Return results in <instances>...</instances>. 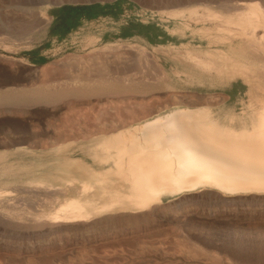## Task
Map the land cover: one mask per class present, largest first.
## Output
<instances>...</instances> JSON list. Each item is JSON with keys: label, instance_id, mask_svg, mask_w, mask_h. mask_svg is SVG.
<instances>
[{"label": "rangeland", "instance_id": "obj_1", "mask_svg": "<svg viewBox=\"0 0 264 264\" xmlns=\"http://www.w3.org/2000/svg\"><path fill=\"white\" fill-rule=\"evenodd\" d=\"M52 1L0 0V203L3 201L0 204V264H264V190L226 192L210 186L209 190L207 186V189L200 186V189H189L191 192L184 190L182 194H161L155 205L147 208L148 214L145 210L115 211L107 215L94 214L81 222L65 221L58 226L47 223L45 219L58 212L72 195H80L69 187L66 188L67 180L77 178L76 181L80 183L82 180L98 179L99 176L106 175L115 180L116 152L111 149L108 153L105 147L109 139L113 141L118 138L116 135L126 132L127 129L136 132L133 129L135 125L180 109H185L191 115L202 119L220 117L229 120L236 115V118L250 123L256 110L252 111V108L248 107H254L258 101V109L262 110L260 101L263 100L261 89L247 86L243 76L229 79L226 83H220L213 78L215 71L208 66L211 61L208 56H217L219 53L216 51L219 52L220 49L228 50L230 54L235 52L224 47L222 43H210L209 31L203 30L210 28L213 22L198 21L197 18L204 11L201 9L202 5L197 6L198 3L190 6L197 10L198 14L195 12L190 17L188 12L186 16L177 19L168 17L167 9H164L163 16L160 14L161 9L155 5L161 4L160 1L163 0ZM222 1L214 0L212 7L226 15L224 10L217 7ZM67 6L85 9L81 14H75L65 10ZM39 10L45 12L52 20L44 31L38 33L35 31L36 16L32 14L33 19L31 13H37ZM206 36L207 38H204ZM165 48H170L171 52ZM138 49L141 51L138 52ZM136 50L138 54L135 53ZM206 53L210 55L207 56ZM199 54L202 57L198 56ZM146 57L150 58L151 63L145 60ZM185 60L191 61V64ZM159 64L163 65L165 76L160 73ZM158 75L166 77L165 80L159 79L161 76ZM135 77L137 83L134 82ZM114 78L116 79L113 80ZM117 81H120L119 84ZM93 83L102 86L96 87ZM79 88H82L81 91ZM39 89L41 91L37 92ZM31 91L32 93H29ZM211 93L212 95H208ZM194 94L197 97L194 98ZM254 95L257 97L254 98ZM196 98H204L203 103V99ZM210 98L214 103L209 101ZM218 100L220 103H217ZM242 100L244 104L240 103ZM116 124H119V127ZM58 134H62V139ZM32 141L38 145L31 143ZM57 141L62 142L57 144ZM83 161H86L85 165ZM103 164H106L104 168ZM77 165L83 167H76ZM5 180H8L7 184ZM41 180H49L52 188L40 183ZM76 184L77 182L72 187L76 188ZM37 186H41V190ZM9 190H13V193ZM6 191L9 194H6ZM40 191L42 193H39ZM237 194L241 198H237ZM229 198L237 199L231 201ZM22 199L26 204L19 201ZM5 201L13 202L10 204ZM169 203L174 204L171 206ZM8 206L12 211L8 210ZM119 212H127V215ZM148 217L154 221L148 220ZM41 219H44L43 222ZM79 224L81 228L77 226ZM18 225L19 228L22 227L21 230H25L21 232L23 236ZM96 226L101 227L98 229ZM28 227L35 228L29 232Z\"/></svg>", "mask_w": 264, "mask_h": 264}, {"label": "bare ground", "instance_id": "obj_2", "mask_svg": "<svg viewBox=\"0 0 264 264\" xmlns=\"http://www.w3.org/2000/svg\"><path fill=\"white\" fill-rule=\"evenodd\" d=\"M53 0L52 2H54ZM60 1V0H59ZM57 1V2H59ZM61 1H73V0H61ZM160 1V0H159ZM158 1V2H159ZM214 0H165L160 1L161 4L155 5L160 8V14L163 16L165 10L169 11V16L183 17L189 12L190 17L193 16L197 10H193L194 4L197 6L202 5L204 10L202 15L199 16L198 21L207 20L213 22L210 28H206L203 31L208 32V40L210 43H222L224 47L233 49L235 53H228L227 51H216L219 53L217 56L212 54L210 59L209 68L215 71L213 75L220 83H226L229 79L243 76L245 83L250 88H260L263 100H261L262 110L258 109L257 105L248 108L254 113L252 115L253 121L250 123L243 121L242 119L234 118L221 119L220 117L209 119H202L198 116H193L186 112L185 109H180L176 112L167 114L165 116L157 117L151 121H147L141 125H135L134 130L140 133L133 132L132 129H127L126 132L118 134L117 139L107 141L105 149L108 151L113 149L116 152L115 163L117 165L116 178L109 179L108 175L105 177L99 176L98 179L82 180L80 183L77 178L68 181L67 187L80 195H72L60 208L58 212L45 219L48 224H61V222L80 221L89 218L94 214H109L115 211H134L145 210L147 214L151 206L156 203L157 199H160V195L163 193H181L184 190L197 189L200 186H210L221 190L227 191H241V190H264V0H223L217 4L221 10H224L226 15H222L217 10L213 9ZM56 2V1H55ZM147 2V1H146ZM156 3V2H155ZM154 3V4H155ZM31 4H47L44 2H31ZM151 5V4H150ZM148 6V5H147ZM151 7V6H150ZM154 7V6H153ZM153 7H151L153 9ZM215 7V6H214ZM155 8V7H154ZM194 8V7H193ZM197 8V7H196ZM199 8V7H198ZM197 8V9H198ZM165 9V10H164ZM171 9V10H169ZM200 9V8H199ZM201 10V11H202ZM166 11V12H168ZM222 11V13H224ZM30 13V12H29ZM197 13V12H196ZM36 16V20L34 16ZM198 14V13H197ZM30 15V14H29ZM32 18L35 21L37 32L44 31L52 18L41 10L37 13H31ZM188 17V16H187ZM198 17V16H197ZM174 18V19H175ZM178 19V18H177ZM184 19V18H183ZM193 19V18H192ZM191 19V20H192ZM196 19V17L194 18ZM193 19V20H194ZM189 19V21H191ZM198 21L197 24H198ZM177 22V21H176ZM185 22V21H184ZM188 22V21H187ZM195 22V23H196ZM185 25V24H184ZM195 25V24H194ZM190 26V25H189ZM164 27V26H163ZM193 27V26H192ZM35 28V27H34ZM200 29V28H199ZM204 29V28H203ZM208 30V31H207ZM170 31V30H169ZM198 31V30H197ZM200 31V30H199ZM187 32V31H186ZM202 32V30H201ZM43 34V32H42ZM205 34V33H204ZM42 36V35H41ZM173 38V37H172ZM204 38H207L204 37ZM178 41V40H177ZM206 42V41H205ZM207 43V42H206ZM118 47V46H117ZM186 47V46H185ZM109 48V47H108ZM111 48V47H110ZM222 48V47H221ZM116 49V47H115ZM170 49V48H169ZM165 48L166 51H170ZM217 50V49H215ZM225 50V48H224ZM141 51V50H140ZM138 49V52H140ZM180 51V50H179ZM193 52V50H191ZM190 51V52H191ZM137 50L135 53H137ZM144 52V51H142ZM149 52V51H148ZM164 52V50H163ZM174 52V51H172ZM191 52V53H192ZM195 52V51H194ZM199 52V51H198ZM197 52V53H198ZM206 52V51H205ZM112 53V52H111ZM183 53V52H181ZM196 53V52H195ZM202 53V52H200ZM114 54V52H113ZM119 54V53H118ZM133 54V52H132ZM143 54V53H141ZM146 54V53H145ZM176 54V53H175ZM190 53H188L189 55ZM112 55V54H110ZM124 55V54H123ZM150 55V53H149ZM168 55V54H167ZM194 55V54H193ZM192 55V56H193ZM204 55V53H202ZM138 56V55H137ZM170 56H172L170 54ZM184 56V55H183ZM187 54L185 55V57ZM196 56V55H195ZM194 56V57H195ZM198 56H201L200 54ZM197 56V57H198ZM136 57V56H135ZM140 57V56H139ZM142 57V56H141ZM173 57V56H172ZM178 57V56H177ZM202 57V56H201ZM110 58V57H109ZM122 58V57H121ZM179 58V57H178ZM182 58V57H180ZM206 58V57H205ZM177 59V58H176ZM191 59V58H189ZM194 59V58H193ZM192 59V60H193ZM120 60V59H119ZM124 60V59H123ZM133 60V59H132ZM148 63L150 58L145 59ZM178 60V59H177ZM183 60V58H182ZM166 61V60H165ZM164 61V62H165ZM187 61V60H185ZM206 61V60H205ZM144 62V61H143ZM142 62V63H143ZM156 62V61H155ZM171 62V61H170ZM184 62V61H183ZM191 62V61H187ZM202 62V61H201ZM153 63V62H152ZM157 63V62H156ZM167 63V62H166ZM175 63V62H174ZM182 63V62H179ZM186 63V62H185ZM194 63V62H193ZM204 63V62H203ZM163 64V63H162ZM162 64H159V71L165 76V70ZM176 64V63H175ZM188 64V63H187ZM191 64V63H190ZM189 65V64H188ZM198 65V64H197ZM116 66V65H115ZM196 66V65H194ZM205 66V64H204ZM156 67V66H155ZM192 67V66H191ZM244 67V68H241ZM149 68V67H148ZM112 69V68H111ZM110 69V70H111ZM140 69V68H139ZM145 69V68H144ZM143 69V70H144ZM151 69V68H150ZM191 69V68H190ZM133 70V69H132ZM141 70V69H140ZM142 70V71H143ZM155 70V69H154ZM85 71V70H84ZM146 71V70H144ZM149 71V70H147ZM87 72V71H86ZM115 72V71H114ZM150 72V71H149ZM154 72V71H153ZM156 72V71H155ZM136 73V72H135ZM146 73V72H145ZM152 73V70H151ZM150 73V74H151ZM147 74V73H146ZM153 74V73H152ZM82 75V74H81ZM85 75V74H84ZM107 72V76H108ZM133 75V74H132ZM140 75V74H139ZM149 75V73H148ZM154 75V74H153ZM170 75V73H169ZM194 76V74H192ZM100 76V74H99ZM116 76V75H115ZM144 76V75H143ZM150 75V79H151ZM161 76L159 79L166 77ZM157 76V77H158ZM88 77V76H86ZM97 77V76H96ZM101 77V76H100ZM99 77V78H100ZM104 77V76H103ZM126 78V76H124ZM128 77V76H127ZM155 77V78H157ZM171 77V76H170ZM240 77V78H241ZM90 78V77H89ZM94 78V77H93ZM102 78V77H101ZM112 77H110L111 79ZM141 78V77H140ZM114 78L113 80H115ZM129 79V78H128ZM136 77L134 82L136 81ZM153 79V78H152ZM238 79V78H236ZM92 80V79H91ZM98 80V79H96ZM105 80V79H104ZM107 80V79H106ZM156 80V79H155ZM171 80V79H170ZM243 80V79H242ZM108 81V80H107ZM105 81V82H107ZM127 81V80H126ZM138 81V80H137ZM159 81V80H158ZM172 81V80H171ZM90 82V80H89ZM95 82V81H94ZM120 81H117V83ZM124 82V81H123ZM164 82V81H162ZM229 82V81H228ZM101 83V82H100ZM103 83V82H102ZM108 83V82H107ZM105 83V84H107ZM137 83V82H135ZM170 83V82H169ZM216 83V81H215ZM92 84V82H91ZM90 84V85H91ZM94 84V83H93ZM112 85V83H109ZM115 84V83H114ZM119 84V83H118ZM122 84V82H121ZM130 84V83H129ZM128 84V85H129ZM141 84V83H140ZM153 83H151L152 85ZM245 84V85H246ZM96 85V84H94ZM98 85H101L98 83ZM96 85V87L98 86ZM137 85V84H136ZM148 85V84H147ZM172 85V82H171ZM80 86V85H79ZM102 86V85H101ZM144 86V85H143ZM74 87V85H73ZM95 87V86H94ZM130 87V86H129ZM164 87V86H163ZM175 87V86H173ZM43 88V87H42ZM62 88V87H61ZM70 88V87H69ZM76 88V87H75ZM131 88V87H130ZM225 88V87H224ZM227 88V87H226ZM46 89V88H45ZM73 89V88H71ZM80 89V88H79ZM82 89V88H81ZM80 89V91H81ZM232 89V88H231ZM15 90V89H14ZM23 90V89H21ZM76 90V89H75ZM74 90V91H75ZM78 90V89H77ZM89 90V89H88ZM136 90V89H135ZM139 90V89H138ZM8 91V90H7ZM4 91V92H7ZM19 91V90H18ZM28 92V90H26ZM41 91L39 89L37 92ZM48 91V90H47ZM64 92V90H62ZM68 91V90H65ZM72 91V90H71ZM79 91V90H78ZM133 91V89H132ZM224 91V90H223ZM2 92V91H1ZM0 92V94H1ZM3 92V93H4ZM12 93V91H9ZM8 92V93H9ZM14 92V91H13ZM34 92V91H33ZM43 92V91H42ZM46 92V91H45ZM49 92V91H48ZM46 92V93H48ZM54 92V91H53ZM60 92V91H59ZM70 92V91H69ZM141 92V90H140ZM174 92V91H173ZM254 92V91H253ZM257 92V91H256ZM29 93H32L29 92ZM51 93V92H50ZM61 93V92H60ZM65 93V92H64ZM68 93V92H67ZM120 93V92H119ZM123 93V92H122ZM142 93V92H141ZM171 93V92H170ZM175 93V92H174ZM180 93V92H179ZM182 93V92H181ZM227 93V92H226ZM16 94V93H15ZM57 94V93H56ZM62 94V93H61ZM60 94V95H61ZM69 94V93H68ZM109 94V93H108ZM126 94V93H125ZM139 94V93H138ZM145 94V93H144ZM144 94H142L144 96ZM168 94V92H167ZM201 94V93H200ZM199 94V95H200ZM219 94V92H218ZM217 94V95H218ZM223 94V93H222ZM255 94V92H254ZM9 95V94H8ZM55 95V94H53ZM58 95V94H57ZM76 95V94H75ZM96 95V94H95ZM94 95V96H95ZM118 95V94H117ZM136 95V94H135ZM140 95V94H139ZM192 95V94H191ZM190 95V96H191ZM205 96L204 94H201ZM208 95H212L208 94ZM213 94V98H214ZM241 95V94H240ZM47 95H45L46 97ZM78 96V95H77ZM76 96V97H77ZM81 96H83L81 94ZM93 95H91L92 97ZM157 96V95H156ZM166 96V95H165ZM169 96V95H168ZM173 96V95H172ZM175 96V95H174ZM173 96V97H174ZM194 94V98H195ZM202 96V97H203ZM226 96V95H223ZM222 96V97H223ZM229 96V95H228ZM25 97V95H24ZM23 97V98H24ZM32 97V96H31ZM34 97V96H33ZM36 97V96H35ZM42 97V95H41ZM40 97V99H41ZM49 97V96H48ZM126 97V96H125ZM185 97V96H184ZM188 97V96H187ZM197 97V96H196ZM212 97V96H211ZM216 97V96H215ZM221 97V98H222ZM227 97V96H226ZM225 97V99H226ZM243 97V96H241ZM257 96L254 95V98ZM56 98V97H55ZM83 98V97H82ZM85 98V97H84ZM145 98V97H144ZM218 98V97H216ZM240 98V97H239ZM249 98V97H248ZM253 98V96H252ZM59 99V98H58ZM76 99V98H75ZM79 99V98H78ZM97 99V98H96ZM121 99V97H120ZM188 99V98H187ZM199 99V98H196ZM195 99V100H196ZM203 99V100H202ZM224 99V100H225ZM26 100V99H25ZM28 100H30L28 98ZM27 100V101H28ZM33 100V99H32ZM30 100V101H32ZM55 100V99H54ZM110 100V99H109ZM143 100V99H142ZM146 100V99H145ZM179 100V99H178ZM184 100V99H183ZM202 103L204 98H201ZM206 100V99H205ZM212 101V98L209 101ZM222 100V99H221ZM252 100V99H251ZM23 101V100H22ZM92 101V100H91ZM198 101V100H197ZM227 101V100H226ZM89 102V100H88ZM121 102V101H120ZM141 102V101H140ZM191 102V101H190ZM201 102V101H200ZM26 103V102H25ZM93 103V102H92ZM144 103V102H143ZM176 103V101H175ZM180 103V101L178 102ZM198 103V102H196ZM214 103V102H213ZM217 103H220L219 100ZM216 103V104H217ZM244 104V100L240 102ZM11 104V103H10ZM14 104V103H12ZM34 104V103H33ZM32 104V105H33ZM39 104V102H38ZM122 104V103H121ZM129 104V103H127ZM148 104V103H147ZM145 104V105H147ZM183 104V103H182ZM201 104V103H200ZM205 104V103H204ZM0 105H2L0 103ZM16 105V104H15ZM14 105V106H15ZM19 105V104H18ZM17 105V106H18ZM130 105V104H129ZM30 107V105H28ZM76 106V105H75ZM91 106V105H90ZM124 106V105H122ZM174 106V105H173ZM138 107V105H137ZM148 107V106H147ZM169 107V106H168ZM208 107V106H207ZM215 107V106H214ZM231 107V106H230ZM235 108V107H234ZM8 109V108H6ZM147 109V108H146ZM149 109V108H148ZM160 109V108H159ZM117 110V109H116ZM234 110V109H233ZM243 110V109H242ZM13 111V110H12ZM122 111V110H121ZM235 111V110H234ZM232 111V112H234ZM250 111V112H252ZM153 112V111H152ZM236 112V111H235ZM249 112V111H248ZM5 113V112H3ZM13 113V112H12ZM151 113V112H150ZM215 113V112H214ZM223 113V112H222ZM230 113V112H229ZM11 114V113H10ZM247 114V113H246ZM128 115V114H127ZM251 115V114H250ZM246 116V115H245ZM248 116V115H247ZM117 117V116H116ZM136 117V116H135ZM228 117V115H227ZM114 118V117H113ZM113 120V119H112ZM116 120V119H115ZM120 120V117H119ZM122 120V119H121ZM128 120V119H127ZM134 120V119H133ZM255 120V121H254ZM137 121V120H136ZM119 122V121H118ZM122 122V121H121ZM128 122V121H127ZM132 122V121H131ZM130 122V123H131ZM126 123V122H124ZM120 124V123H119ZM119 124H116L118 126ZM129 124V123H126ZM134 124V122H133ZM250 124V125H248ZM112 125V124H111ZM132 125V124H131ZM106 126V125H105ZM114 126V125H112ZM111 126V127H112ZM108 126H106L107 128ZM119 127V126H118ZM105 128V127H104ZM103 128V129H104ZM115 128V127H114ZM121 128H123L121 126ZM129 128V127H128ZM232 128V129H230ZM235 128H242L237 130ZM124 129V128H123ZM95 130V129H94ZM117 130V128H116ZM102 131V130H101ZM114 131V130H113ZM99 132V130H98ZM97 132V133H98ZM105 132V131H104ZM96 133V132H95ZM107 133V132H105ZM86 134V133H85ZM88 134V133H87ZM86 134V135H87ZM90 134V133H89ZM94 134V133H93ZM62 134H58L59 138ZM84 135V134H83ZM99 135V133H98ZM104 135V134H103ZM110 135V134H109ZM141 135V136H140ZM64 136V135H63ZM62 136V137H63ZM66 136V135H65ZM68 136V135H67ZM96 136V135H94ZM71 137V136H70ZM75 137V136H74ZM72 137V138H74ZM78 137V136H76ZM89 137V136H88ZM86 137V138H88ZM111 137V136H110ZM58 138V139H59ZM65 138V137H63ZM82 138V137H80ZM77 138V139H80ZM107 138V137H106ZM105 138V139H106ZM114 138V137H113ZM57 139V140H58ZM62 139V138H60ZM59 139V140H60ZM66 139V138H65ZM69 139V137H68ZM75 139V138H74ZM83 139V138H82ZM85 139V138H84ZM70 140V139H69ZM86 140V139H85ZM67 142L66 140H62ZM60 141V142H62ZM59 141H57L58 144ZM59 142V143H60ZM70 142V141H69ZM33 143V141L31 142ZM56 143V141H55ZM68 143V142H67ZM29 144V143H28ZM36 144V143H33ZM54 145V143H52ZM61 144V143H60ZM38 145V144H36ZM42 145V144H41ZM92 145V144H91ZM33 146V145H32ZM35 146V145H34ZM40 146V144H39ZM38 146V147H39ZM46 147H48L45 144ZM63 146V145H61ZM70 146V144H69ZM90 145H88L89 147ZM37 147V146H36ZM87 147V148H88ZM34 148V147H33ZM41 148H43L41 146ZM86 148V149H87ZM70 149V148H68ZM58 150V149H57ZM99 150V149H97ZM67 151V147L66 150ZM85 152V151H84ZM88 152V151H87ZM90 152V151H89ZM92 153V151H91ZM89 154V153H88ZM60 155V154H59ZM59 155L57 157H59ZM71 155V154H70ZM86 155V154H85ZM63 156V155H62ZM93 156V155H92ZM86 157V156H85ZM95 158V157H94ZM64 159V157H63ZM90 159V158H89ZM69 160V159H68ZM81 160V159H80ZM93 160V159H92ZM78 161V160H77ZM95 161V160H94ZM5 162V161H4ZM77 163L76 161H74ZM86 161H83V163ZM92 162V161H90ZM10 163V162H9ZM12 163V162H11ZM75 163H73L75 165ZM93 163V162H92ZM109 163V162H108ZM107 163V164H108ZM87 164V163H86ZM98 165V163H96ZM4 165V163H3ZM7 165V163H6ZM11 165V164H10ZM13 165V164H12ZM72 165V164H71ZM82 165V164H80ZM79 165V166H80ZM85 165V163H84ZM102 165V164H101ZM103 168L106 164H103ZM8 166V165H7ZM78 165L76 167H79ZM87 166V165H86ZM85 166V167H86ZM0 167H2L0 165ZM83 167V166H80ZM22 168V167H21ZM28 168V167H26ZM30 168V167H29ZM70 168V167H69ZM10 169V168H9ZM7 169V170H9ZM88 169V168H87ZM79 170V169H78ZM84 170V168H83ZM90 170V169H89ZM86 171V170H84ZM5 172V170H3ZM29 172V171H28ZM92 172V171H90ZM27 173V172H26ZM84 173V172H83ZM87 173V172H86ZM85 173V174H86ZM91 174V173H90ZM93 174V173H92ZM107 174V173H106ZM10 175V174H9ZM101 175V174H100ZM6 176V175H5ZM4 176V177H5ZM16 175H13L15 177ZM19 176V175H17ZM89 176V174H88ZM22 177V175H21ZM20 177V178H21ZM90 177V176H89ZM92 177V175H91ZM11 178V177H10ZM5 179V178H4ZM12 179V178H11ZM10 179V180H11ZM6 184L8 180H5ZM4 181V182H5ZM13 181V179H12ZM49 180H41L40 183L51 187ZM94 181V183H93ZM11 182V181H10ZM14 182V181H13ZM12 182V183H13ZM19 182V181H18ZM76 184V188L72 187ZM9 183V182H8ZM16 183V182H15ZM21 183V182H20ZM20 183H18L20 185ZM4 184V183H3ZM10 184V183H9ZM8 184V185H9ZM14 184V183H13ZM41 184V185H42ZM7 185V186H8ZM22 185V184H21ZM20 185V186H21ZM6 186V185H5ZM10 186V185H9ZM22 185L21 187H23ZM32 186V185H31ZM25 187V186H24ZM34 187V186H33ZM41 187V186H40ZM37 186L41 190V188ZM208 187V190L209 188ZM52 188V187H51ZM50 188V189H51ZM206 188V187H205ZM17 189H20L17 187ZM22 189V188H21ZM36 189V187H34ZM33 189V190H34ZM39 189H37L39 191ZM44 189V188H43ZM46 189V188H45ZM49 189V188H48ZM55 189V188H54ZM53 189V190H54ZM57 189V188H56ZM195 189V190H196ZM200 189V188H199ZM207 189V188H206ZM11 190V189H10ZM9 190V191H10ZM16 190V189H15ZM28 190V189H27ZM30 190V189H29ZM52 190V191H53ZM60 190V189H59ZM202 190V189H201ZM204 190V188H203ZM26 191V190H25ZM24 191V192H25ZM37 191V192H38ZM43 191V190H42ZM58 191V190H57ZM190 191V190H189ZM1 192V191H0ZM7 192V191H6ZM5 192V193H6ZM13 193V190L10 191ZM23 192V191H22ZM36 192V190H35ZM47 193L46 191H44ZM54 192V191H53ZM191 192V191H190ZM194 192V191H193ZM208 192V191H207ZM216 192H219V190ZM244 192V191H243ZM2 193V192H1ZM15 193V192H14ZM17 193V191H16ZM21 193V192H20ZM29 193V191L27 192ZM39 193H42L41 191ZM55 193V192H54ZM57 193V192H56ZM213 193V192H212ZM215 193V192H214ZM232 193V192H231ZM6 194H9L8 192ZM182 194V193H181ZM185 194V193H184ZM210 194V193H209ZM240 194V193H239ZM249 194V193H248ZM253 194V192L251 193ZM18 195V194H17ZM21 195V194H20ZM37 195V194H36ZM56 195V194H55ZM206 195V194H205ZM256 195V194H255ZM46 196V195H45ZM235 196V195H234ZM251 196V195H249ZM257 196V195H256ZM260 198V195H258ZM12 197V196H11ZM173 197V196H172ZM171 197V198H172ZM177 197V196H175ZM219 197V196H218ZM221 197V196H220ZM48 198V196H47ZM52 198V197H51ZM178 198V197H177ZM215 198V197H214ZM237 198H241L237 194ZM236 198V199H237ZM247 198V197H246ZM244 198V199H246ZM252 198V196H251ZM19 198H16V200ZM21 199V198H20ZM170 199V198H169ZM168 199V200H169ZM184 199V198H183ZM182 199V200H183ZM218 199V198H215ZM221 199V198H220ZM229 198V200H235ZM243 199V198H242ZM249 199V198H248ZM264 199V197H263ZM14 200V199H13ZM56 200V199H55ZM173 200V199H172ZM226 200V199H225ZM250 200V199H249ZM253 200V199H252ZM260 200V199H259ZM23 202L22 200H19ZM18 201V202H19ZM44 201V200H43ZM178 201V199L176 200ZM188 201V200H187ZM211 201V200H210ZM3 202V201H2ZM1 202V203H2ZM6 202V201H5ZM13 202V201H11ZM10 201L6 203L12 204ZM15 202V200H14ZM46 202V201H45ZM48 202V201H47ZM163 202H165L163 200ZM162 202V204H163ZM169 202V201H168ZM166 202V203H168ZM185 202V201H184ZM239 202V201H238ZM243 202V201H242ZM264 202V201H263ZM0 203V204H1ZM24 203V202H23ZM232 203V202H231ZM234 203V202H233ZM262 203V202H261ZM7 204V205H10ZM15 204V203H13ZM19 204V203H18ZM26 204V203H24ZM170 204V203H169ZM172 205L174 203H171ZM170 204V205H171ZM176 204V203H175ZM180 204V203H179ZM21 205V204H20ZM155 205V204H154ZM161 205V204H160ZM171 205V206H172ZM260 205V204H258ZM168 206V205H166ZM243 206V205H242ZM24 207V206H23ZM165 207V206H164ZM182 207V206H181ZM257 207V206H256ZM264 207V206H263ZM6 208V207H5ZM17 208V207H15ZM22 208V207H21ZM25 208V207H24ZM51 208V207H49ZM162 208V207H161ZM170 208V207H169ZM177 208V207H176ZM179 208V207H178ZM260 208V207H259ZM154 209V207H153ZM160 209V208H159ZM7 210V209H6ZM8 210L12 211L8 206ZM151 210V209H150ZM162 210V209H161ZM165 210V209H164ZM171 210V209H170ZM176 210V209H175ZM217 210V209H216ZM21 211V210H20ZM17 211V212H20ZM45 211V210H44ZM143 211V212H145ZM152 211V210H151ZM150 211V213H151ZM8 212V211H7ZM14 212V210H13ZM22 212V211H21ZM141 212V211H140ZM155 212V210H154ZM158 212V210H157ZM260 212V211H259ZM9 213V212H8ZM24 213V212H22ZM28 213V212H27ZM26 213V214H27ZM47 213V212H44ZM125 213V212H119ZM127 213V212H126ZM125 213V214H126ZM132 213V212H131ZM131 213H128V215ZM138 213V212H137ZM142 213V212H141ZM12 214V213H11ZM16 214V213H15ZM21 214V213H20ZM25 214V213H24ZM29 214V213H28ZM27 214V215H28ZM124 214V215H125ZM133 214V213H132ZM136 214V213H135ZM139 214V213H138ZM145 214V213H144ZM143 214V215H144ZM5 215V214H4ZM32 215V213H31ZM113 215V214H112ZM110 214V216H112ZM119 215V214H117ZM127 215V214H126ZM125 215V216H126ZM152 217L153 214H151ZM26 216V215H24ZM23 216V217H24ZM46 216V215H44ZM102 216V215H101ZM116 216L115 214L113 215ZM121 216V214L119 215ZM134 216V215H133ZM150 216V214H149ZM9 217V216H8ZM33 217V216H32ZM109 215L107 216L108 219ZM112 217V218H114ZM118 217V216H117ZM123 217V216H122ZM135 217V216H134ZM138 217V216H137ZM11 218V217H10ZM125 220V217H123ZM128 218V217H127ZM140 217H138L139 219ZM142 218V217H141ZM145 218V217H144ZM144 218L142 220H144ZM28 219V218H27ZM39 219V218H38ZM37 219V220H38ZM98 219V218H96ZM102 219V217H101ZM105 219V218H104ZM106 219V220H107ZM115 219V218H114ZM113 219V220H114ZM117 219V218H116ZM121 219V218H120ZM130 219V218H129ZM133 219V218H132ZM131 219V220H132ZM160 219V218H159ZM2 220V218H1ZM29 220V219H28ZM44 220V219H43ZM41 219V221L43 222ZM112 220V221H113ZM141 220V221H142ZM148 220L149 217H148ZM161 220V219H160ZM27 221V220H26ZM35 221V220H34ZM45 221V222H46ZM96 222V220L94 219ZM105 221V220H104ZM109 221V220H108ZM110 221V222H112ZM121 221V220H120ZM128 221V220H126ZM130 221V220H129ZM137 224V220H135ZM139 220V222H141ZM150 221H154L151 220ZM149 221V223H150ZM12 222V221H11ZM10 222V223H11ZM25 222V221H22ZM20 222V223H22ZM37 222V221H35ZM40 222V220H39ZM92 223V221H90ZM116 222V221H115ZM144 222V221H142ZM146 222V219H145ZM13 223V222H12ZM19 223V224H20ZM38 223V222H37ZM83 223V222H82ZM86 223V222H85ZM94 223V222H93ZM132 224V222H130ZM152 223V222H151ZM155 223V222H154ZM16 224V223H15ZM14 224V225H15ZM46 225V223H44ZM76 224V222H75ZM78 224V223H77ZM81 224V223H80ZM77 225V226H80ZM88 224V222H87ZM102 224V223H101ZM107 224V223H106ZM105 224V225H106ZM111 224V223H110ZM115 224V223H114ZM128 224V222H127ZM130 224V225H131ZM135 224V225H136ZM140 224V223H139ZM145 224V223H143ZM33 225V224H32ZM39 225V224H38ZM62 225V224H61ZM90 225V224H89ZM98 225V224H97ZM112 225V224H111ZM133 225V224H132ZM142 225V224H141ZM22 226V225H21ZM20 226V227H21ZM28 226V224H26ZM35 226V225H34ZM37 226V225H36ZM41 226V225H40ZM47 226V225H46ZM56 226V227H57ZM92 226V225H91ZM121 226V225H120ZM16 227V226H15ZM25 227V225H24ZM32 227V226H31ZM50 227V226H49ZM48 227V230L50 229ZM54 227V226H53ZM60 227V226H59ZM66 227L67 224H66ZM71 227V226H70ZM73 227V226H72ZM83 227V226H82ZM90 227V226H89ZM88 227V228H89ZM101 226L96 228H100ZM111 226H109L110 228ZM113 227V226H112ZM116 227V226H115ZM125 227V226H124ZM129 227V226H128ZM139 227V226H138ZM10 228V227H9ZM19 228V225H18ZM22 228V227H21ZM21 228H19L21 230ZM35 228V227H33ZM32 228V229H33ZM46 228V227H45ZM52 228V226H51ZM69 228V227H68ZM66 228V229H68ZM79 228V227H78ZM81 228V226H80ZM106 228V227H105ZM132 228V227H131ZM137 228V227H136ZM18 229V230H19ZM25 229V228H24ZM27 229H30L29 227ZM26 229V230H27ZM28 230L29 232L32 230ZM39 229V228H37ZM54 229V228H53ZM52 229V230H53ZM83 229V228H82ZM91 229V228H90ZM89 229V230H90ZM94 229V228H93ZM103 229V228H102ZM114 229V228H112ZM16 230V229H15ZM23 230V229H22ZM20 231V233L23 231ZM65 230V229H64ZM88 230V231H89ZM97 230V229H96ZM14 231V229H13ZM34 231V230H33ZM37 230H35L36 232ZM41 231V230H38ZM60 231V230H59ZM74 231V230H73ZM87 230H85L86 232ZM92 231V230H91ZM100 230H98L99 232ZM104 231V230H103ZM125 231V230H124ZM152 231V230H151ZM32 232V231H31ZM50 232V231H49ZM71 232V231H70ZM79 232V231H78ZM90 232V231H89ZM102 232V230H101ZM8 233V232H7ZM14 233V232H13ZM19 233V234H20ZM21 233V235H22ZM46 233V232H45ZM51 233V232H50ZM67 233V231L65 232ZM81 233V232H79ZM84 233V232H83ZM10 234V233H8ZM16 234V232H15ZM14 234V235H15ZM48 234V233H47ZM61 234V233H60ZM20 235V236H21ZM32 235V234H30ZM4 236V235H3ZM6 236V235H5ZM13 236V235H12ZM18 236V235H17ZM23 236V235H22ZM25 236V235H24ZM8 237V236H7ZM51 237V236H50ZM18 238V237H17ZM24 238V237H23ZM32 238V237H31ZM5 239V238H4ZM14 239V237H13ZM12 239V240H13ZM19 239V238H18ZM16 241V240H14ZM11 242V241H10ZM22 242V241H21ZM6 243V242H5ZM15 245L17 243H14ZM19 245V244H18ZM4 246V245H3ZM13 246V245H12ZM2 247V246H1ZM22 247V246H21ZM26 247V246H25ZM4 248V247H3ZM16 248V247H15ZM18 248V247H17ZM8 250V249H7ZM35 250V249H34ZM17 251V250H16ZM21 251V250H19Z\"/></svg>", "mask_w": 264, "mask_h": 264}, {"label": "trees", "instance_id": "obj_3", "mask_svg": "<svg viewBox=\"0 0 264 264\" xmlns=\"http://www.w3.org/2000/svg\"><path fill=\"white\" fill-rule=\"evenodd\" d=\"M83 7H71V6H67L65 7V10H67L70 13H75V14H81L82 12H84Z\"/></svg>", "mask_w": 264, "mask_h": 264}]
</instances>
